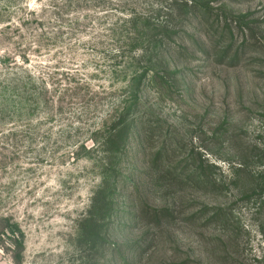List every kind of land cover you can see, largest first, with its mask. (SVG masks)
<instances>
[{
    "label": "rangeland",
    "instance_id": "obj_1",
    "mask_svg": "<svg viewBox=\"0 0 264 264\" xmlns=\"http://www.w3.org/2000/svg\"><path fill=\"white\" fill-rule=\"evenodd\" d=\"M166 8L185 19L174 44L125 22ZM146 50L169 70L131 64ZM136 98L118 214L93 246L80 224ZM212 175L222 192L203 185ZM261 178L264 0H0V264H264ZM140 201L173 217L158 227ZM205 206L230 230L204 227Z\"/></svg>",
    "mask_w": 264,
    "mask_h": 264
},
{
    "label": "trees",
    "instance_id": "obj_2",
    "mask_svg": "<svg viewBox=\"0 0 264 264\" xmlns=\"http://www.w3.org/2000/svg\"><path fill=\"white\" fill-rule=\"evenodd\" d=\"M175 1V0H173ZM167 9V8H166ZM181 11V10H180ZM179 11V12H180ZM166 12H168V17L162 19L163 21L159 22L158 24H151L149 21V18L147 15H138V17H135L131 15V17L127 20H125L126 23H132L135 24L138 20L144 19L146 21L147 27H157L162 28L167 35L160 39L154 40V46L157 47L158 44H164L165 40L171 41L170 43L174 44L175 38H180V35L184 32V22L185 19H183L181 16H175L171 12V9H167ZM183 12L185 10L183 9ZM162 36V35H161ZM181 44V43H179ZM178 48H181V45H179ZM142 53V51H141ZM156 52H150V50H146L143 52L142 55H135L133 57H130L129 60L133 61L131 64L135 63L136 61L139 63H143V69L144 70H150L151 68L153 71L156 69H162V68H170V65L168 64V60L165 58V55L154 58L157 54H154ZM137 79H140V76H135L133 81H136ZM138 81V80H137ZM139 103V99L136 98L134 103H131L128 105V103H125L124 111L120 113L119 117L117 115L114 116L115 120H118L114 127L112 128V132L110 133V139L107 140L106 146L109 148V155L107 157V160L105 162V170H104V179L102 180V185L97 188V190L94 192L92 199H91V207L88 212V217L81 222V235L85 236V239L89 244H93V246H96L95 238L99 236V234L103 231L105 226L108 225H114L116 215L118 214L117 211H115L116 206V192H117V186L116 184L119 183L117 181L118 179H113V177L117 174V170L119 168V160L120 157L123 155H127V149L129 144L132 142V140L138 135L136 131V119L134 117V114L137 110V106ZM126 109V110H125ZM112 118V116H111ZM128 145V146H127ZM116 154V155H113ZM112 170V171H111ZM113 172L114 175L108 176L109 172ZM252 184H257L256 182L258 180L251 178ZM263 179V178H261ZM261 183H259L260 189L264 186V179L260 180ZM126 182H123L122 184H125ZM203 185L208 189L210 192H222L225 189V185L213 177H208L203 180ZM144 208H147L149 211V215L153 218H155L156 225L159 227L162 226V220L166 217H173L172 213L170 214V210L168 207L160 209L156 207H150L146 206ZM141 207V201L140 204L137 203L134 212L137 214H142V218L144 216V211ZM227 210L222 208H209L208 206H205L201 214V219L204 221V227H210L212 225H216L220 222L222 228L224 231L230 230V219L228 218L229 214L226 212ZM107 221V222H106ZM117 226V223H115ZM102 245H100L101 247ZM98 248V246H97ZM17 262V261H15ZM17 264V263H16Z\"/></svg>",
    "mask_w": 264,
    "mask_h": 264
}]
</instances>
